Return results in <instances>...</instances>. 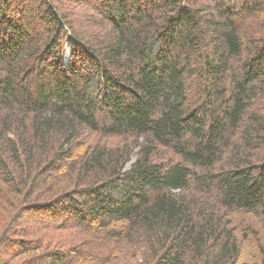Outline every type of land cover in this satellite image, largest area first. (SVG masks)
<instances>
[{
	"label": "trees",
	"instance_id": "16d2710c",
	"mask_svg": "<svg viewBox=\"0 0 264 264\" xmlns=\"http://www.w3.org/2000/svg\"><path fill=\"white\" fill-rule=\"evenodd\" d=\"M70 229L264 264V0H0V264H116Z\"/></svg>",
	"mask_w": 264,
	"mask_h": 264
},
{
	"label": "rangeland",
	"instance_id": "374dc122",
	"mask_svg": "<svg viewBox=\"0 0 264 264\" xmlns=\"http://www.w3.org/2000/svg\"><path fill=\"white\" fill-rule=\"evenodd\" d=\"M71 45L70 40H67L65 47H64V58L65 62L68 61L67 56V46ZM134 160V157H132L131 161ZM26 220V217H22L18 220L16 226L22 225ZM31 228V227H30ZM73 232L72 236L75 235L76 238L80 241L79 244H77L78 249L81 251L82 254H90L92 256H96L99 258L107 257L108 255L115 253L116 256H118V261L116 264H124L125 260L130 258L131 249L128 248L122 241L118 239H112L108 238L106 235L102 233H96L91 229V231L87 232H80L81 234L78 236L73 230H69V232ZM68 232V233H69ZM92 232V233H91ZM70 235V234H68ZM72 238V237H71ZM133 260V259H132Z\"/></svg>",
	"mask_w": 264,
	"mask_h": 264
},
{
	"label": "bare ground",
	"instance_id": "6f19581e",
	"mask_svg": "<svg viewBox=\"0 0 264 264\" xmlns=\"http://www.w3.org/2000/svg\"><path fill=\"white\" fill-rule=\"evenodd\" d=\"M69 50H70V45H68V46H67V49H66V51H67L66 59H67V57H68V55H69Z\"/></svg>",
	"mask_w": 264,
	"mask_h": 264
}]
</instances>
